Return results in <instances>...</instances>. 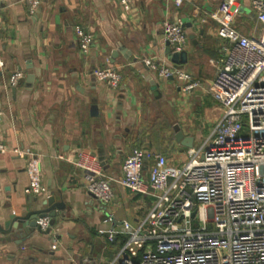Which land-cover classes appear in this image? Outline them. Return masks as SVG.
<instances>
[{"label":"crops","instance_id":"obj_1","mask_svg":"<svg viewBox=\"0 0 264 264\" xmlns=\"http://www.w3.org/2000/svg\"><path fill=\"white\" fill-rule=\"evenodd\" d=\"M224 1L190 0L176 6L174 0H131L124 10L118 0H42L29 14L27 0H0V77L5 81L9 74L23 73L13 85L0 84V133L7 147L0 153V227L11 215L48 210V197L60 205L50 217L49 232L7 239L0 231V264L109 263L125 235L109 241L99 228L118 229L123 219L134 223L153 201L116 180L125 156L143 147L180 165L188 148L205 139L221 116L211 91L220 38L208 13ZM252 1L233 0L238 8L233 26L247 36L262 27ZM175 18L182 19L187 34L177 61L163 30L164 21ZM76 26L93 34L86 54L79 50ZM146 57L177 65L198 86L184 91L177 78H161L148 69L142 62ZM98 67L120 72V84L98 80ZM177 130L192 138L191 146L175 138ZM14 147L40 154L48 195L27 191L24 155L14 154ZM68 156L83 157L116 178L107 207L87 192V171ZM107 211L113 222H102Z\"/></svg>","mask_w":264,"mask_h":264},{"label":"built area","instance_id":"obj_2","mask_svg":"<svg viewBox=\"0 0 264 264\" xmlns=\"http://www.w3.org/2000/svg\"><path fill=\"white\" fill-rule=\"evenodd\" d=\"M186 1L190 0H174V4L181 6ZM41 2L27 0L29 14H34ZM118 2L129 10L131 0ZM252 6L262 27L260 33L248 36L233 26V14L238 9L233 0H225L208 13L218 24L220 38L211 91L222 113L210 134L188 148L180 165H171L164 154L133 147L116 179L92 168L83 157H67L87 171L85 189L106 207L114 198L115 179L131 192L153 199L140 220L133 223L123 219L118 229L99 228L109 241L116 234L125 235L108 264H264V0H253ZM2 26L0 9V31ZM163 30L174 52L186 48L182 19L165 20ZM75 31L79 50L86 54L93 34L80 26ZM142 62L161 78H177L184 91L199 84L167 60L146 57ZM94 75L112 87L122 79L112 67L95 68ZM22 77L23 73L16 71L5 81L0 77V84L13 85ZM2 113L0 102V116ZM6 150L0 133V153ZM11 151L24 155L27 191L48 195L40 154L20 147ZM150 154L152 162L146 171ZM113 219L107 211L102 222ZM50 223L48 215L38 220L42 230Z\"/></svg>","mask_w":264,"mask_h":264},{"label":"water","instance_id":"obj_3","mask_svg":"<svg viewBox=\"0 0 264 264\" xmlns=\"http://www.w3.org/2000/svg\"><path fill=\"white\" fill-rule=\"evenodd\" d=\"M183 52V51H181ZM180 52H174L171 53L170 56H172L173 60L178 59ZM177 67V65H175ZM175 138L179 141H181L186 146L192 145V138L190 136H184V134L181 132V130H177L175 134ZM53 197H48L47 202L51 208L48 210H45L44 212H32L28 214L25 217H19L15 218V216L11 215L9 220L4 222V225L0 227V231L6 232L9 236L7 239H14V238H26L30 235V233L34 230L38 232H49L50 227L46 228L45 230H42L38 224V220L40 217H43L45 215H48L50 217L55 215V210L59 209L60 205L53 204ZM192 215H194V211L192 212Z\"/></svg>","mask_w":264,"mask_h":264}]
</instances>
